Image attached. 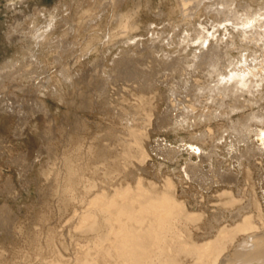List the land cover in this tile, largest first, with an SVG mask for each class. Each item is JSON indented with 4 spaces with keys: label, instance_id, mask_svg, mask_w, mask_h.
Wrapping results in <instances>:
<instances>
[{
    "label": "rangeland",
    "instance_id": "obj_1",
    "mask_svg": "<svg viewBox=\"0 0 264 264\" xmlns=\"http://www.w3.org/2000/svg\"><path fill=\"white\" fill-rule=\"evenodd\" d=\"M232 1L231 8L239 14L248 5L264 7V0ZM213 2L202 0L196 14L187 19L176 0H0V264H39L43 258L74 256L75 243L94 242L88 236L93 235L99 218L91 198L102 190L113 192L126 186L143 201L165 194L178 203V207L158 200L147 204L162 213L168 233L160 246L168 248L165 259L170 257L177 264H186L195 245L213 238L225 225L234 226L245 215L253 216L254 223L249 225L263 227L264 156L251 157L246 144L235 142L229 126L250 114L264 116V88L254 97L246 96L252 101L241 97L231 119L202 120L193 127L190 119L176 132L156 127L173 105L166 96L167 87L147 84L144 89L142 82L147 78H133L151 73L149 63L130 69L132 78L124 80L114 69V61L124 57L129 47L145 62L155 52L152 47L160 43L173 57L193 51L192 43L186 48L178 45V37L170 47L166 40L199 25L211 31L212 22L224 18L207 8ZM136 7L142 9L135 22L140 29L129 30L128 35L139 43L130 42L127 47L122 22ZM43 13L56 15V28L38 48L32 45L31 33L36 25H43ZM229 24V31L237 33ZM224 31L217 34L223 38L221 47L225 50L228 44L231 55L239 56ZM31 48L38 57L37 69L20 70L16 65L3 73L10 62L24 63ZM251 49L249 59L260 53L254 45ZM60 72L70 77L68 82ZM163 73L156 72L150 84L163 80ZM170 76L172 85L175 74ZM197 78L200 84L206 80L202 74ZM195 105L197 115L213 108L205 98ZM202 134L203 140L197 141ZM182 141L197 143L204 153L180 152L177 147ZM241 154L245 155L239 158ZM187 165L198 167L191 180L184 174ZM221 175L229 177L230 183L223 182ZM224 190L230 195L222 194ZM83 213L87 220L79 219ZM174 234L176 243H170ZM240 236L242 231L236 237ZM175 245L178 253L173 254ZM158 252L152 250L153 262L161 260Z\"/></svg>",
    "mask_w": 264,
    "mask_h": 264
},
{
    "label": "bare ground",
    "instance_id": "obj_2",
    "mask_svg": "<svg viewBox=\"0 0 264 264\" xmlns=\"http://www.w3.org/2000/svg\"><path fill=\"white\" fill-rule=\"evenodd\" d=\"M110 1L113 2V0ZM201 1L176 0V3L181 14L188 19L196 14L195 11L201 6ZM232 2V0H214L213 3L209 4L207 8L216 17L224 14V18H220L221 20L218 23L212 22L211 31L206 26L199 25L198 28L192 29V32L189 31L190 33L187 31L188 33L183 36L176 33L166 40L167 46L170 47V45L174 44L173 38L178 37V45L186 48L185 46L189 47L192 43L196 46L193 51L185 52L186 55L182 57H173V54L170 51H165L164 46L160 43L158 47H152L155 49L157 55L160 56L154 57L153 54L155 52L150 51L153 54L149 55V61L147 62H145L146 58L145 60L138 58V55L134 54L128 45L130 42L133 45L136 42L135 38L133 39L132 36L128 35V31L140 29L137 26L138 22H135L142 11L141 7H136V10L125 16L126 21L122 22L121 29L125 33L123 43L128 45L129 49L124 51V57L118 59V61H114V69L118 72V78H132V75L128 74L130 69H136L137 65H142L143 62L146 65L149 63L151 73H144L143 76L133 78H147L146 81L142 82L145 86L143 87L144 89L147 87V84H149L150 88H156L158 85L163 84L167 87L166 96L173 103L167 109L169 110L170 108L172 112L170 113L171 110H169L168 113L170 115L168 113L165 114L162 122L156 123V127L160 126L169 131L177 132V128L187 124L190 119H192V127L200 124L202 120L205 122L206 120L219 119L221 117L231 119L239 110V105L241 104L239 99L241 97L247 101H252V98L247 99L246 96L254 97L256 93H260L264 88V7L255 9L248 5L243 9L244 12L239 14L238 9L231 8ZM43 18V25L40 27L36 25L31 33V38H33L32 45L38 48L48 38L51 29L56 28V15L43 13ZM227 23H230L231 27L236 28L237 33L230 32L226 25ZM239 28L242 31H239ZM220 30H225L227 31V35H230L232 38V46L230 48L239 49V56L233 57L231 55L228 44H226L225 50H223L221 47V43H224L223 38L217 37L218 33L220 35ZM152 39L150 40L152 41ZM237 39L242 41L241 46L237 44ZM138 43L136 42L135 45L137 46ZM213 43L216 45L212 47ZM251 45L256 46V48L258 47L260 53L253 55L249 59V52L252 50ZM181 51H178V55L182 54ZM27 54L24 63L19 62L18 64H14L10 62L8 69L4 70L3 73L9 72L16 65L20 70L23 68L31 70L34 67L37 69L38 57L34 48H31ZM253 54H256V51H253ZM162 55H164L163 58L161 57ZM158 71L164 72L162 74L164 79L156 80L157 84H150V80ZM60 74L65 81L70 78L64 72H60ZM172 74H175V77H173L175 78V82L170 85L169 80ZM198 74H202L206 79L202 84L198 82ZM111 77L109 76L108 79H111ZM47 82L48 79L44 86H46ZM202 98H205L206 104L212 106L214 109L210 110L208 108L206 113L202 111L200 115H197L195 102L200 103ZM225 110H227V114L224 115ZM252 123H260L262 127L258 128ZM229 130L234 133L233 137L236 143L240 144L242 142L246 144L251 157L264 156L263 115L250 114L245 120L239 121L238 125L231 123ZM253 133L255 134V139L251 140V134ZM203 138L204 135L201 138H197V141H202ZM182 143L177 147L180 152L185 151L190 156L199 155L203 152V149L197 143H186L185 141H182ZM244 155H239V158ZM209 157H212V155ZM191 166H188L184 170L185 177L189 180L192 179L198 169V167L193 169ZM192 169L194 170L193 174ZM225 174L227 175V173ZM220 178L223 182L229 181L230 183L229 177L221 175ZM221 180L215 184L218 185L221 183ZM130 188L129 186L122 189L115 188L112 190L113 192L102 190L91 198L90 204L96 205V214L99 218L98 225L93 227V235L88 236V238L94 239L93 243H75L73 245L74 256L68 257L65 260L58 258L47 260L43 258L39 264H177L170 257L165 259L168 248L163 249L160 246L161 242L167 238L168 233V228L163 226L164 217L161 216L162 213L160 211L150 209V206L147 204H152V201L156 202L158 200L159 202L172 205V207L173 205L178 207V203L173 199H168L165 194L157 200L150 198L148 201H143L136 198L135 196L137 195ZM222 194L230 195V191L224 190ZM141 197L143 196L141 195ZM76 214H78V211ZM73 216L75 218V215ZM88 218L89 216H85L84 213L79 215V219L87 220ZM252 218V215H245L234 226L225 225L219 228L213 238L209 237L210 239L207 238L204 242L195 245L191 249L190 260H186V264L188 262H191L189 264H264V220L260 217L263 220V227H259L256 224L249 225L254 223L251 222ZM222 221L223 218L219 220L221 223ZM244 226L251 227L244 229ZM240 231L243 232V236L236 237ZM228 235L233 236L231 241L226 240ZM171 242L176 243L175 234L170 239ZM154 249L159 250L158 255L161 260L157 262L151 260L152 250ZM53 251L58 252L59 250L54 248ZM171 251L173 254L178 253L177 245L173 246Z\"/></svg>",
    "mask_w": 264,
    "mask_h": 264
}]
</instances>
